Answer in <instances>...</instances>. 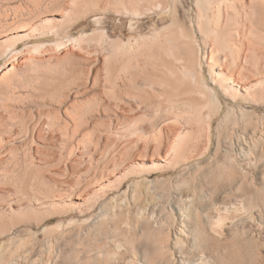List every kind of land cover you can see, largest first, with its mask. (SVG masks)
Returning a JSON list of instances; mask_svg holds the SVG:
<instances>
[{
	"label": "bare ground",
	"instance_id": "1",
	"mask_svg": "<svg viewBox=\"0 0 264 264\" xmlns=\"http://www.w3.org/2000/svg\"><path fill=\"white\" fill-rule=\"evenodd\" d=\"M182 1L1 2L0 109L13 122L7 124L3 119L6 115H1L0 166L7 161L6 145L13 147L19 141L25 148L22 165L0 174V201L16 198L8 205L0 202V220L24 211L26 193L23 196L18 186L24 185L25 179L38 185L35 170L51 164L46 157L51 145L58 147L53 142L67 144L63 152L75 164L89 165L78 196L62 185H55V194L90 202L103 192L122 189L130 178L145 177L147 181L155 174L190 166L191 161L211 152L218 130L215 123L226 106L242 112L247 109L240 103L257 106L264 101V78L259 77L264 68H259L261 51L253 34V22L259 20L264 27V0H194L188 7ZM88 20L92 29L78 30ZM114 20L121 23L120 29L127 23L132 36L126 38L124 29L120 35L111 30L109 24ZM147 23L153 25L150 32L146 31ZM27 103L46 109L32 115ZM11 122L15 128L16 122H21L20 129L15 130ZM254 130H249V138ZM219 149L213 156H219ZM51 165L54 168L55 163ZM111 180L114 182L104 184ZM3 184L17 185V191L6 190ZM48 188H42L45 195ZM36 190L29 191L32 198L26 196L31 206L44 209L59 201ZM37 192L45 196L43 201ZM198 231L193 229L194 236ZM175 238L170 249L179 248L182 239ZM162 250L166 253L169 246ZM180 250L172 252L177 264L185 260H181L185 256ZM160 264H169V260Z\"/></svg>",
	"mask_w": 264,
	"mask_h": 264
},
{
	"label": "rangeland",
	"instance_id": "2",
	"mask_svg": "<svg viewBox=\"0 0 264 264\" xmlns=\"http://www.w3.org/2000/svg\"><path fill=\"white\" fill-rule=\"evenodd\" d=\"M1 2L3 5L5 0H0V4ZM182 2L186 4V7L195 3L194 0ZM256 19L255 21L258 20ZM110 24L109 28L111 30L113 28L118 35L124 29L127 33L126 38L132 36L127 23L123 29H120L121 23L118 20ZM147 25L146 31L150 32L153 25L152 23ZM253 26L255 31H258L257 33L253 31L254 36L257 37L258 52L259 49L261 51L258 54L263 56L264 27L259 24V20L253 22ZM92 27L91 20H88L81 24L78 30L82 28L90 30ZM263 57L262 60H257L260 61L261 70L264 68ZM2 63L3 60L0 61V66ZM262 71L261 76H263ZM261 76H259L260 79H263L264 77ZM18 91L21 92L20 89ZM1 95L3 96V92ZM261 101V105L257 106L240 103L247 112L243 108L244 111L240 112V108L236 107L229 110L226 106L221 115L222 118L220 117L215 123L218 125V130L215 132L211 152L199 158L200 160L191 161L188 165L193 167L185 165L182 169L155 174L149 178L152 181L149 179L146 181L145 177L130 178L122 189L103 192L90 202L74 199L72 201L67 195L66 198L59 195L60 192L55 194L58 190L56 186L62 185L72 188L73 195L78 196L83 190L84 170H87L89 165L75 164L74 159L63 152L67 144L53 142L52 144L55 145L58 143V147L51 145L48 151L50 155L46 158L47 162L55 163L54 168L48 164L41 167V170H35L39 173L32 171L35 172L36 177H39L37 179L40 182L36 180L37 183L39 182L38 185L34 186L35 182L32 185L25 179L24 185H27L28 181L32 186L24 187L18 184L20 185L18 188L23 196L26 193L27 197L32 198V192L29 191H35L37 188L45 195L46 188L42 189L44 186L51 189L55 187L54 192H50L51 189L48 188L45 196H50L51 198H47L51 200L55 197L59 201L51 203V207L44 210L35 205L31 206V200L25 196L23 212L11 217L7 216L5 219L6 216H2L4 220L2 218L0 220V264H145V262L150 264L149 262L153 261L160 264L168 260L169 264H177L174 262L173 254L180 249H182L180 250L182 255L186 257L181 259H185L183 264H264V101ZM28 108L31 110L29 111ZM43 108L45 107L35 103H27V110L32 115L46 109ZM0 112V116L6 115L3 119L10 124L9 115L2 109ZM2 116L0 121L3 120ZM13 124L15 130L20 129L21 122L20 124L16 122L17 129L15 123ZM251 128H254L255 132L258 131L257 134L250 131V134H256L255 138L254 135L252 138L248 137ZM217 135L221 136L218 142ZM12 145L13 147L9 146L14 150L9 151L8 145L4 147L7 153L4 158L7 161L2 163V167L0 166V169L5 170H0L1 175L22 165L24 144L22 143V146L19 141H16ZM217 147L220 148V154L215 157L213 153L216 149L218 150ZM197 163L202 164H200L201 169H198ZM32 172L31 174H34ZM55 176L60 177L55 178ZM50 177L53 178L49 179ZM41 178H43L42 182ZM55 180L60 181L61 184L55 183ZM141 181L146 187L141 185ZM43 182H48L46 184L48 186ZM112 182L114 180L104 184L108 185ZM41 183L43 186L40 185ZM3 185H1L3 188L8 187L6 190L15 189V191L12 190L14 193L17 191L15 188L17 185L6 184V187ZM21 186L24 188L21 189ZM32 187H35V190ZM40 188L44 191L42 192ZM24 189L25 192H23ZM41 193H39L40 200L45 199ZM10 199L16 198L11 196ZM10 199L8 198V204ZM6 200L1 199L0 202L8 205L5 203ZM194 218L197 219L194 220ZM194 225H198L195 226L198 229L202 227L199 229L201 232L195 229ZM193 229L195 233L199 232L197 233L199 237H196L197 234L194 236ZM175 237L182 239L178 245L180 249L173 247L170 249V244L176 239ZM164 245L169 246V250L166 253L162 250L161 253L160 249Z\"/></svg>",
	"mask_w": 264,
	"mask_h": 264
}]
</instances>
